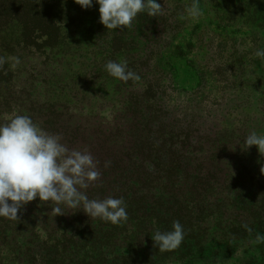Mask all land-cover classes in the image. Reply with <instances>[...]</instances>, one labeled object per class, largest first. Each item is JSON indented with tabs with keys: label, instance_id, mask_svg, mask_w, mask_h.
Wrapping results in <instances>:
<instances>
[{
	"label": "rangeland",
	"instance_id": "obj_1",
	"mask_svg": "<svg viewBox=\"0 0 264 264\" xmlns=\"http://www.w3.org/2000/svg\"><path fill=\"white\" fill-rule=\"evenodd\" d=\"M257 1L200 0L203 14L192 17L186 11L191 0H156L164 7L162 15L141 12L131 28L105 31L104 26L99 34L80 30L77 35L74 26L53 21L44 0H0V25L12 17L20 20L8 34L0 32V56L6 60L0 74L10 86L11 106L2 109L3 121L27 115L42 129L50 118L64 134L68 131L57 113L46 115L51 103L55 111L64 106L82 125L92 123L89 131L95 136L100 127L122 130L149 116L191 114L207 134L214 128L233 131L237 152L258 158L264 168L257 146L244 143L253 131L264 135V58L255 56L264 49V25L256 19ZM75 21L82 29L89 24ZM108 61H127L140 79L124 82L111 76L105 69ZM192 161L196 165L199 160ZM226 192L235 198L232 189ZM213 226L203 241L206 248L221 239L213 236ZM224 226L225 235L231 234V227ZM258 233L264 236V227L249 237L237 230L236 236L243 237L233 241V248L224 254L219 247L218 253L204 251L191 264H264V242H255ZM225 239L221 247L228 245Z\"/></svg>",
	"mask_w": 264,
	"mask_h": 264
},
{
	"label": "trees",
	"instance_id": "obj_2",
	"mask_svg": "<svg viewBox=\"0 0 264 264\" xmlns=\"http://www.w3.org/2000/svg\"><path fill=\"white\" fill-rule=\"evenodd\" d=\"M255 3L257 22L264 25V0ZM48 6L53 21L74 26L77 35L80 30L99 34L104 27L96 0L90 9H82L74 0ZM77 18L89 24H82V29ZM17 19L0 25L2 36L19 26ZM1 78L0 74V125L6 123L2 109L11 108L6 91L10 86ZM46 105V115L56 112L68 132L63 134L50 118L42 129L58 134L69 149H87L99 161L101 177L85 190L89 199L123 198L128 220L113 225L65 205H60L65 215L54 217L55 205L37 197L20 209L18 220L0 217V264H191L204 251L218 253L219 247L224 254L233 248V241L243 237L236 236L237 230L246 234L241 224L248 222L253 229L247 237L264 227L263 165L251 154L237 152L233 131L214 128L207 134L199 128V118L186 114L149 116L122 130L100 127L94 136L89 131L92 123L82 125L64 106L55 111L51 103ZM195 158L199 161L193 165ZM105 161L111 162L109 167ZM228 189L233 200L226 196ZM191 203L196 220L191 217ZM173 221L183 226L184 240L177 249L161 252L151 237L157 230H173ZM224 224L231 227V234L225 235ZM212 226L213 236L221 239L206 248L203 241ZM225 237L229 243L221 247Z\"/></svg>",
	"mask_w": 264,
	"mask_h": 264
},
{
	"label": "clouds",
	"instance_id": "obj_3",
	"mask_svg": "<svg viewBox=\"0 0 264 264\" xmlns=\"http://www.w3.org/2000/svg\"><path fill=\"white\" fill-rule=\"evenodd\" d=\"M99 4V22L106 29L131 28L138 13L146 12L150 17L163 14L156 0H96ZM82 9H90L93 0H75ZM192 17L202 15L200 0H191L186 6ZM184 19L183 15L178 17ZM255 56L264 58V49L257 50ZM6 60L0 56V68ZM19 58L16 63L19 64ZM106 71L121 81L139 80L140 77L127 68V61H108ZM247 147L257 146L264 155V135L251 132L244 140ZM99 161L91 153L69 149L61 143L58 134L42 130L27 115L14 116L0 125V217L18 220L17 213L37 197L41 202H51L53 216L65 215L60 205L69 209H82L90 218H100L113 225L128 220L123 198L107 197L103 200L89 199L86 189L101 177ZM110 161L104 166L109 167ZM264 173V168L261 169ZM10 201V203H9ZM249 233L248 225H242ZM171 231L157 230L152 236L154 247L159 251L177 249L184 240V229L179 221H173ZM255 242H264L259 233Z\"/></svg>",
	"mask_w": 264,
	"mask_h": 264
}]
</instances>
